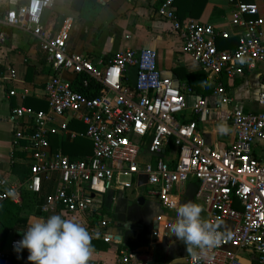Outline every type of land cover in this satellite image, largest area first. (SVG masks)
<instances>
[{
  "label": "built area",
  "instance_id": "1",
  "mask_svg": "<svg viewBox=\"0 0 264 264\" xmlns=\"http://www.w3.org/2000/svg\"><path fill=\"white\" fill-rule=\"evenodd\" d=\"M0 1L11 6H0L6 24L27 32L36 41L52 71L43 89L48 111L35 112L19 106L13 108L9 116L16 127L24 116L33 117V132L27 137L32 166L26 189L40 195L42 181L51 173L58 174L63 184L59 190L43 197L39 206L42 213L62 208L69 213L89 211L92 214L93 199L87 194L69 191L70 186L85 184L89 192L105 194L137 187L142 175L147 177L146 195L158 199L164 208L174 210L173 205L178 202L172 199L171 190L193 178L198 183L196 198L204 202L208 220L215 223L219 218L231 224L232 237L204 253L197 249L195 256L185 258V264H242L240 254L247 252L257 264H264V156L253 155V146L264 141V113L245 112L239 107L227 110L224 121L233 127L235 143L229 149L212 148L197 131L195 122L180 121L185 109L183 92L191 93V90L186 87L180 90L161 76L153 50L128 49L109 60L93 62L67 48L73 25L71 17L63 20L56 34L42 24L43 12L53 6L54 0ZM174 1L163 0L157 8V16L170 23L171 30L184 43L183 51L214 84L212 96L217 99V106L229 107L232 100L220 77H241L264 61V20L258 16V6L254 2L230 0V23L236 29L237 45L220 51L215 45L216 38L227 39L230 35L209 24L193 20L181 22L174 14ZM3 37L0 33V40ZM129 68L135 69L132 88L128 87L126 77ZM64 71L84 77L82 87L96 95L91 97L75 91L72 84L61 77ZM15 79V71L9 69L0 75V87ZM89 80L95 81L96 90ZM14 94V91L8 93L9 96ZM257 102L264 107V92L259 94ZM210 111L207 101L199 97L194 113ZM66 114L86 126L81 137L91 142L92 154L85 159L70 161L60 152L50 154L48 151V133L56 132L50 125ZM22 137L17 129L15 140ZM171 140L178 150L173 166L160 157ZM144 146L151 159L140 165ZM20 198L19 186L0 180V202H19ZM155 222L159 227L152 235L157 239L161 232L169 231L172 222L162 215L156 216ZM106 226L105 221H100L87 229L97 234L94 239L109 243L111 238L104 233ZM17 241L10 243V253L27 259L28 252L14 251ZM6 257L7 254L0 251V260ZM148 261L144 252L129 249L120 251L116 264H148Z\"/></svg>",
  "mask_w": 264,
  "mask_h": 264
},
{
  "label": "crops",
  "instance_id": "2",
  "mask_svg": "<svg viewBox=\"0 0 264 264\" xmlns=\"http://www.w3.org/2000/svg\"><path fill=\"white\" fill-rule=\"evenodd\" d=\"M163 0H98L85 1L81 11L71 9L72 0H54L53 6L45 10L42 24L52 34H56L67 17L73 20L72 29L67 40V48L71 53L96 61L109 60L125 50H153L156 64L161 76L173 82L176 88H189L191 93H184L185 109L180 116L182 123L193 121L197 131L206 144L215 149H229L236 140L232 126L224 121L225 113L233 107L245 112L264 113V107L257 100L264 92V61L256 64L253 70L233 79L225 75L220 82L226 89L232 104L229 107H218L217 99L212 96L214 84L207 74L200 69L190 55L183 51V41L171 30L166 20L157 16V8ZM245 3L254 2L258 6V16L264 20V0H239ZM0 6L9 8L0 1ZM173 11L181 22L193 20L201 24H209L215 30L226 32L229 38H216L217 50H231L237 45L236 29L231 26L232 6L230 0H175ZM4 11L0 12V75L9 69L16 73V79L6 81L0 87V180L21 188L19 202L11 200L0 202V251L7 257L0 264H30L26 258H18L10 253V243L21 240L29 223L36 218L47 219L53 214H63L65 218H74L88 227H95L100 221L107 226L104 233L111 238L109 243L101 239H93L94 254L90 263L116 264L122 250H140L149 258L148 264H185V258L191 255L186 245L168 233L156 239L152 232L159 227L155 217L162 215L175 222V210L164 208L158 199L146 195L147 187L138 186L127 190H112L105 194H94L88 191L85 184L70 186L69 191L87 194L93 199V213H69L57 208L42 213L39 206L43 197L62 187L60 177L56 173L45 176L42 181L41 194L36 196L26 189L31 176L32 157L27 137L33 132V117L24 116L18 126L9 121L13 108L22 106L32 111H48L44 96V86L49 81L52 71L40 51L36 41L18 27L8 26L4 21ZM264 39V24L262 26ZM61 77L70 82L75 76L70 72H62ZM129 84L134 83L135 69L129 68L126 74ZM14 91V95L8 93ZM201 97L211 108L210 113H194V104ZM226 123L230 128L227 134H220L218 125ZM55 133H48V151L50 154L60 152L70 161L87 158L92 154L91 142L81 137L86 126L76 117L66 114L57 118L53 125ZM21 131L23 137L15 140V132ZM255 157L264 156V141L253 146ZM178 150L169 142L160 157L173 166L176 163ZM151 157L143 147L139 164L144 165ZM198 183L193 178L183 185L174 186L171 190L173 200L178 204L192 201L202 204V217L208 220L209 212L201 199L196 198ZM130 223V228L122 230L121 223ZM231 229V224L224 223ZM25 253L27 249H23ZM245 254V255H244ZM242 264H257L253 256L240 254Z\"/></svg>",
  "mask_w": 264,
  "mask_h": 264
},
{
  "label": "clouds",
  "instance_id": "3",
  "mask_svg": "<svg viewBox=\"0 0 264 264\" xmlns=\"http://www.w3.org/2000/svg\"><path fill=\"white\" fill-rule=\"evenodd\" d=\"M220 134H227L230 128L226 123L218 125ZM176 220L169 227L171 235L186 245L188 253L195 256L231 239L232 232L217 218L215 223L202 217L204 206L187 201L174 204ZM97 234L74 218H65L63 214H53L47 219L32 220L23 238L14 242V251L28 250L30 264H89L94 254L92 240Z\"/></svg>",
  "mask_w": 264,
  "mask_h": 264
},
{
  "label": "water",
  "instance_id": "4",
  "mask_svg": "<svg viewBox=\"0 0 264 264\" xmlns=\"http://www.w3.org/2000/svg\"><path fill=\"white\" fill-rule=\"evenodd\" d=\"M85 1L97 2L98 0H72L71 9L76 12L81 11V8ZM146 181H147V177L145 175H142L140 176V179L138 180L137 184L138 186H141L144 183H146ZM118 227H120L122 230H126L130 228V223L129 222L121 223L119 224Z\"/></svg>",
  "mask_w": 264,
  "mask_h": 264
},
{
  "label": "trees",
  "instance_id": "5",
  "mask_svg": "<svg viewBox=\"0 0 264 264\" xmlns=\"http://www.w3.org/2000/svg\"><path fill=\"white\" fill-rule=\"evenodd\" d=\"M83 79H84V77H82V76H80V77H78V76L75 77V80H74V82L72 83V88H73L75 91H78V92L83 93V94H85V95H89V96H91V97H94V95H96V94H89V93H87V90L84 89V88L82 87L81 82H82ZM89 82H90L91 86L93 87L92 89H93V90H96V88H97L98 86L95 85V84H96L95 81H93V80H89ZM128 87H129V88H132V83L129 84ZM170 142H172V140H171ZM33 195H35V194H33ZM36 196H37V195H36Z\"/></svg>",
  "mask_w": 264,
  "mask_h": 264
},
{
  "label": "rangeland",
  "instance_id": "6",
  "mask_svg": "<svg viewBox=\"0 0 264 264\" xmlns=\"http://www.w3.org/2000/svg\"><path fill=\"white\" fill-rule=\"evenodd\" d=\"M245 255V254H244Z\"/></svg>",
  "mask_w": 264,
  "mask_h": 264
}]
</instances>
